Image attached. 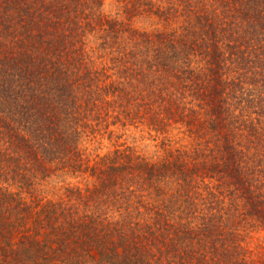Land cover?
<instances>
[{"label":"trees","instance_id":"16d2710c","mask_svg":"<svg viewBox=\"0 0 264 264\" xmlns=\"http://www.w3.org/2000/svg\"><path fill=\"white\" fill-rule=\"evenodd\" d=\"M105 1L0 0V264H264V0ZM110 117L192 147L90 165ZM59 172L94 184L38 196Z\"/></svg>","mask_w":264,"mask_h":264},{"label":"rangeland","instance_id":"374dc122","mask_svg":"<svg viewBox=\"0 0 264 264\" xmlns=\"http://www.w3.org/2000/svg\"><path fill=\"white\" fill-rule=\"evenodd\" d=\"M103 11L109 17L130 24L131 27L139 31L157 32L165 29L164 22L157 16L132 12L130 6H126V2L123 0H106ZM113 122V117H110L106 123L100 126L94 124L85 130L80 150L85 161H90V165L117 149L125 148H131L136 154L143 155L151 161L160 162L176 151L188 152L193 144L183 131L174 129L171 134L158 135L145 127H123L121 123L115 125ZM62 174L59 172L57 177L52 178L47 184L39 186L37 195L47 199H57L63 196L69 184L81 188L94 184V179L90 177L77 178L71 173L64 176ZM258 237L253 236L250 240L251 248H254L259 242Z\"/></svg>","mask_w":264,"mask_h":264}]
</instances>
